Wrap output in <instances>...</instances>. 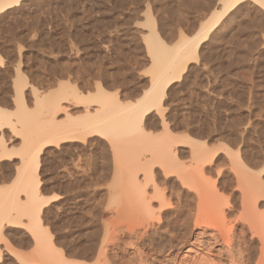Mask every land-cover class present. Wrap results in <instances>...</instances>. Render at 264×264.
<instances>
[{
	"label": "rangeland",
	"instance_id": "obj_1",
	"mask_svg": "<svg viewBox=\"0 0 264 264\" xmlns=\"http://www.w3.org/2000/svg\"><path fill=\"white\" fill-rule=\"evenodd\" d=\"M252 2L240 4L223 18L204 41L199 61L170 85L163 105L164 118L155 110L147 118L153 141L157 136L160 142L171 132L173 137L168 138L174 140L171 144L178 155V159L173 158L176 165L167 163L170 168L155 160L152 181L146 180L148 172L141 169L142 165L138 173L143 181L140 188L148 196H154L157 189L170 197L173 205L185 204L190 201L187 194L191 198L195 193L190 192L191 187L182 188L180 173L193 165L192 144L200 141L202 145H196L207 158L198 162L204 165L202 176L229 200L225 210L230 208L226 213L233 222H241L242 192L246 188L248 193L255 191L257 211L264 215V7ZM220 6L222 0H21L0 14V56L4 59L0 69L9 67L14 76L15 69L20 68L30 84L42 91L56 90L58 82L68 80L84 96L97 94L100 84L122 100H135L150 85L152 64L144 39L149 32L148 13L156 20L160 35L173 42L180 34L192 36ZM84 101L65 99L63 103L75 117H82L86 114ZM63 114L61 111L59 118H64ZM110 139L94 133L85 139L47 145L40 154L38 170L39 193L47 199L40 219L43 234H54L53 238L45 235L44 240L53 239L51 246L54 242L56 248L44 247L45 243L50 245L47 241L36 244L31 231L33 220L24 214L23 224L3 223L0 264H95L90 251L101 239L103 229L98 228L103 227L105 219L117 215L123 202L129 206L131 202L123 198L134 202L133 190H138L131 181V169L127 170L130 166L125 168L117 162L115 139ZM20 143V137L13 138L7 144L15 150L14 155L0 158L3 186L18 179ZM116 143L123 145L124 140ZM126 146L128 155H134L136 147L142 148L132 140ZM20 194L25 200L27 194ZM112 198L116 201L110 203ZM250 248L251 253L256 250L252 255L257 257V241L250 243ZM53 251L55 255L50 253Z\"/></svg>",
	"mask_w": 264,
	"mask_h": 264
},
{
	"label": "bare ground",
	"instance_id": "obj_2",
	"mask_svg": "<svg viewBox=\"0 0 264 264\" xmlns=\"http://www.w3.org/2000/svg\"><path fill=\"white\" fill-rule=\"evenodd\" d=\"M20 1L0 0V14ZM246 1L249 2V0H222L221 9L212 11L209 18L202 21L200 27L192 36L180 34L178 39L173 42H167L160 35L157 22L149 12L146 22L149 32L144 34V39L147 43V51L150 54L152 64L150 65L152 68L150 85L135 100H122L116 92L114 93L117 95L110 94V92L101 88L100 84L97 87V94L91 92V94L86 93V96H84V93L82 94L79 91L78 86L71 85L68 80L58 82L56 90L47 88L42 91L30 84L20 68L15 69L14 76L9 73V67H6L7 70L5 71L0 69L3 72V75L0 76V158L14 155L15 152L13 151L15 150H10L7 144L13 138L20 137V144H22L20 146L22 147L20 148L21 151L19 150L21 165L17 169L18 179L16 182L14 180L15 183L12 181L11 185L9 184L10 186L0 184V233L2 234L5 220L19 224L25 214L30 217V221L33 220L31 231L34 234L33 238H35L36 244L41 243V245H44L42 243L47 241L50 242V245L45 243L44 247L48 246L47 248H50L53 239H50V241L48 238L46 241L44 240L43 237L50 231H46L44 225L45 229L44 227L43 229L46 234H43V224L40 219L43 202L47 203V199H44L39 193L41 187V180L38 177L40 154L51 143H59L64 139H85L88 135L98 133L109 137V139H115V141L112 140L114 142L112 143L114 144L115 156L118 157L117 162L121 163L119 164L121 166L123 164L125 168L130 166L127 170L131 169L128 172L132 173H130L132 175L131 181L138 190H133L136 191L134 202L131 199L123 198L122 201L125 199L126 202H131L128 203L129 206L126 207V203L123 202L122 204L120 202L123 207L119 208L118 206V209H115L117 215H112L114 217H111L112 220L111 218H107L110 219L109 221L105 219L103 227L98 228L101 231L103 229L102 236L100 235L101 239L94 246L95 248L92 247L94 249L90 251L92 257L94 256L96 259L95 264H264V215L257 211L255 191H252L254 194L252 192L248 193L246 188L242 192L243 195L241 194L243 211L239 212V220L242 223L230 220V216L229 218L227 216V211L230 208L226 207L228 210H225V204L229 203V200L219 195L211 185V181L206 176H202L204 175V165H200L198 162L202 161L201 159L205 160L206 157L203 158V151L201 152L200 146L196 145L200 141L195 140L197 143L192 144L193 165L191 163L190 169L185 171L184 168L185 172L180 173L182 174L180 176L182 178V181H180L183 184L182 188L191 187L190 192L195 193L193 194L195 196L190 198V194H187L189 192L186 191L190 200L187 202H192L191 199H195L193 201L195 204H192L193 202L183 204L182 201L181 205L180 203H178V206L173 205L170 197L157 189H155L154 196H148L146 190L140 188L143 181L138 176L142 165L141 169L144 168L146 173L148 172L149 178L145 175L148 181L152 177L151 174H154L153 165L155 160L166 164V167L171 166H167L169 162L175 164L173 158L176 156V149L172 146L173 143L171 144L174 140L168 138L172 136L171 132L164 126L169 131V136H167L168 134L165 135L167 131H164L162 135L164 134L166 138L159 139L160 142H157V136H155L153 141L154 136H151V138L150 135L152 134L149 135L147 130V118L154 110L155 113L161 114L164 118L163 105L165 96L169 92H167V89L177 78L182 77L186 68L189 66L191 68L192 63L199 61L198 59L202 56L204 41L210 33L219 27L223 18ZM250 1L264 7V0ZM0 59L2 63L4 59L1 56ZM11 76L12 78H10ZM65 99H74L77 103L87 100L84 108L86 114L82 117H75L67 108L68 106L63 103ZM94 102L97 103L95 108L94 105L92 106ZM61 111H64V118H59ZM121 140H124L125 145L117 144L119 142L116 143V141ZM131 140L136 142L138 149L142 146L139 150H137V147L136 150L133 149L135 151L134 155H137L136 157L128 155L129 151H127L128 147L126 145L127 143L130 144ZM134 145H132L133 148ZM205 156L208 157V154ZM125 168L122 169L124 172ZM152 180L151 178L150 181ZM145 185L143 187L146 188ZM23 191L27 194L25 200H21L20 193ZM182 198L181 200L184 199ZM115 199L109 200L110 203L112 200L113 202L116 201ZM119 199L121 200V198ZM96 225L97 223L95 224L97 228ZM99 232L97 231V233ZM97 233L96 236L99 235ZM50 235L47 236L53 238L54 234ZM254 241H257L260 248L257 257L252 255L256 250L252 253L250 250V243H254ZM53 244L51 250L55 245ZM1 251L0 248V258ZM55 252L59 253L58 250H55ZM50 253L52 254L54 251ZM82 263L80 262V264Z\"/></svg>",
	"mask_w": 264,
	"mask_h": 264
}]
</instances>
